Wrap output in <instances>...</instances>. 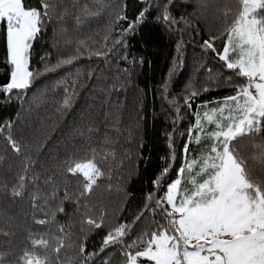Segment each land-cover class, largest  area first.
Here are the masks:
<instances>
[{
	"label": "trees",
	"instance_id": "trees-1",
	"mask_svg": "<svg viewBox=\"0 0 264 264\" xmlns=\"http://www.w3.org/2000/svg\"><path fill=\"white\" fill-rule=\"evenodd\" d=\"M41 0H25L28 7L40 8ZM54 4L31 49V70L44 73L47 65L71 56L76 45L85 41L91 51L73 65L39 75L23 98L12 96L10 102L0 98V126L11 122V128L0 133V253L19 252L28 244L33 224L32 193L42 194L58 189L50 210L60 204L49 227L69 233L66 247L60 252L62 264H85L79 247L86 252H99L107 233L121 223L132 225L131 240L155 229L162 222L159 214L145 212L146 197L160 195L153 185L169 157V134L176 160L165 180L175 179V169L182 162L181 145L193 123V113L202 112L205 102L215 105L223 97L234 94L240 79L223 67L203 41L216 36L215 47H223L222 36L239 9L237 0H50ZM99 11L97 16H87ZM175 24L165 23L163 14ZM147 9L141 22L132 30L129 24ZM231 10L228 16L225 13ZM83 23L76 26L75 17ZM117 16L127 19L117 20ZM61 17H63L61 19ZM0 24V84L7 82L6 40ZM105 36H108L105 41ZM71 40L68 44L66 41ZM117 40L122 43H116ZM109 50L104 57L94 51ZM42 57L46 59L42 60ZM232 76V83L227 80ZM75 80L77 87L71 103L63 106L64 85L58 81ZM193 93H196L194 97ZM190 99L191 109L186 106ZM198 106L199 109H198ZM179 109V112H177ZM20 145L17 154L9 146L8 135ZM253 143H264V133L253 140L244 138L239 148L249 158L253 178L264 179V162L253 159L259 153ZM199 145L190 144L193 154ZM84 160L95 157L102 176L87 198H79L77 179L64 169L69 158ZM29 173L39 177L36 185L26 184L21 197L11 195L25 164ZM54 183L46 186L45 180ZM65 191L71 199L65 200ZM79 198V200L77 199ZM87 205V207H85ZM86 216L102 221L100 228L83 223ZM70 245V246H69ZM124 264L119 247L87 261V264ZM56 264L55 255L52 256ZM7 264V261H6Z\"/></svg>",
	"mask_w": 264,
	"mask_h": 264
},
{
	"label": "snow or ice",
	"instance_id": "snow-or-ice-1",
	"mask_svg": "<svg viewBox=\"0 0 264 264\" xmlns=\"http://www.w3.org/2000/svg\"><path fill=\"white\" fill-rule=\"evenodd\" d=\"M237 3L238 11L221 34L226 36L222 49L215 47L216 36L204 40L202 47L211 51L241 82L235 85L233 95L212 102L215 107L208 108V102H205L206 111L193 113L186 142L181 145L182 162L175 169L176 178L165 180L173 171L171 164L176 160L169 134L166 166L153 181L160 195L150 193L146 197L149 203L133 224L145 212L159 214L162 222H157L153 231L143 233L130 243L126 238L130 237L132 225L121 223L107 233L99 252L85 255L82 243L79 253L84 256L85 264L112 247L120 248L124 264H264V179L253 178L249 158L238 147L242 139L251 141L264 133V0H237ZM53 8L50 0H41L40 8L26 6L25 0H0V24L4 25L9 69L7 82L0 84V98L6 102H10L13 95L23 98L39 75L73 65L81 58L91 59L90 55L86 56L91 49L85 41H80L73 55L58 60L55 65H47L44 73L31 70L33 43L50 19ZM146 11H141L136 21L124 31L132 30L141 22ZM82 12L89 17L100 14L99 11H89L86 5ZM230 13L229 9L225 16ZM162 18L165 23L175 24L167 8ZM122 19L127 17L117 16V20ZM75 23L76 26L83 23L81 15L75 17ZM107 39L105 36V41ZM108 51L105 47L93 54L104 57ZM227 80L231 84L232 76ZM58 85L65 86L62 103L67 107L74 95L71 90L77 87L76 82L61 80ZM185 103L191 109L190 99ZM6 128H11V122L0 126V133ZM6 139L11 149L19 154L20 145L10 134ZM202 142H207L204 149L198 155L193 154L190 144L201 145ZM252 146L259 153L253 159L264 162V143H253ZM30 167L29 161L12 189L13 197H21L26 184L38 183L39 177L29 173ZM64 172L77 179L79 198H87L104 176L95 157L84 160L70 157ZM53 183L52 178L45 180L46 186ZM57 192L58 189L54 188L50 194H42L37 188L32 193V220L39 227L29 232L28 244L19 254H10L11 260H7L9 254L0 253V264H6V261L7 264H53V255L56 264H62L59 254L66 247L69 233L65 232L64 226L58 225L56 232L59 235H55L49 227L56 213L64 211L60 204L50 210ZM67 199L71 197L65 191ZM83 223L95 228L102 226V221L90 216H86ZM0 235L8 236L9 233L0 232ZM104 264L109 261L105 260Z\"/></svg>",
	"mask_w": 264,
	"mask_h": 264
},
{
	"label": "rangeland",
	"instance_id": "rangeland-1",
	"mask_svg": "<svg viewBox=\"0 0 264 264\" xmlns=\"http://www.w3.org/2000/svg\"><path fill=\"white\" fill-rule=\"evenodd\" d=\"M215 106H216V105L208 106V108L215 107ZM206 110H207V109L204 107V108L202 109V112H204V111H206ZM206 143H207V142H202V144L199 145L200 148H198V149H199L200 152L204 149V146L206 145ZM195 145H196V144H195Z\"/></svg>",
	"mask_w": 264,
	"mask_h": 264
}]
</instances>
